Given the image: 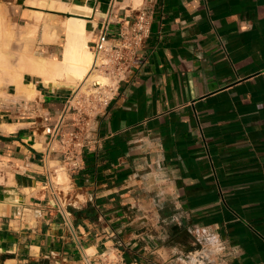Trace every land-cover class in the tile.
Masks as SVG:
<instances>
[{
    "label": "crops",
    "instance_id": "obj_1",
    "mask_svg": "<svg viewBox=\"0 0 264 264\" xmlns=\"http://www.w3.org/2000/svg\"><path fill=\"white\" fill-rule=\"evenodd\" d=\"M2 1L24 31L39 25L51 59L65 38L43 42L44 25L70 16L92 52L140 9L150 35L100 109L65 78L32 75L33 100L15 87L0 102V264H181L204 243L218 264H264V0H56L90 14ZM73 131L77 170L62 144Z\"/></svg>",
    "mask_w": 264,
    "mask_h": 264
},
{
    "label": "bare ground",
    "instance_id": "obj_2",
    "mask_svg": "<svg viewBox=\"0 0 264 264\" xmlns=\"http://www.w3.org/2000/svg\"><path fill=\"white\" fill-rule=\"evenodd\" d=\"M47 2V0H29L28 4L33 6H43L44 8L47 7L52 10H61L65 12L70 11V13L71 11H73L75 12V14L91 13L90 7L77 6L71 9L70 5V7H68L67 5L62 4L56 0H52L50 3ZM42 15L43 13L35 11V21L40 22ZM78 17L70 16L60 23L53 22V24L45 23L44 25V34L42 37L43 42H54L55 44L57 43L56 41L60 38L61 34H63L65 37L64 51L61 60L42 56H33L32 54V56L30 57L23 56L21 59V64L17 68H14L13 63L12 65L7 62V57L11 55V53L7 51L9 45L7 43V39H3L5 38L3 33L4 29L2 30V27H0V87L5 85H3L2 82L4 83L5 78L7 77V75H5L6 77L4 76L2 80V73L9 75L8 77L10 78L7 77L6 80L9 79L8 81L10 85H14L19 93H25V97L28 100L34 99L36 97V91L32 87L28 88L24 85L23 81L25 75H32L33 77H37L38 79L45 81L49 85H55L59 82L62 83V81L60 80H63L62 77L65 74H68V77H70L69 80L73 81L74 83L75 81L80 80L81 77L86 76L87 78L85 80V84H104L106 77L91 69V65L93 62V53L90 50L88 43L92 38L93 33H88L86 29V21ZM38 28L39 25L30 24L28 34L32 37L38 31ZM26 31H28V29ZM26 34L24 33V35ZM31 37L28 36L27 39H30ZM12 127L13 126L8 125L2 126L3 129L7 130L11 129ZM57 180H69V177L66 173L59 171L57 174Z\"/></svg>",
    "mask_w": 264,
    "mask_h": 264
},
{
    "label": "built area",
    "instance_id": "obj_3",
    "mask_svg": "<svg viewBox=\"0 0 264 264\" xmlns=\"http://www.w3.org/2000/svg\"><path fill=\"white\" fill-rule=\"evenodd\" d=\"M149 35L150 19L145 9L138 10L134 18L127 17L120 22L119 33L114 43L110 41L107 26L101 29L94 42L91 69L104 75L109 83L94 84L95 92L91 95H83V106L89 105L90 111H95L107 104L118 84L125 80L134 68L143 64L142 50ZM62 139L63 147L66 148L71 161V168L79 169L77 149L83 146L82 142H79L78 131L64 133ZM196 258L193 257L194 260ZM195 264H211V261L205 258V260H196Z\"/></svg>",
    "mask_w": 264,
    "mask_h": 264
},
{
    "label": "rangeland",
    "instance_id": "obj_4",
    "mask_svg": "<svg viewBox=\"0 0 264 264\" xmlns=\"http://www.w3.org/2000/svg\"><path fill=\"white\" fill-rule=\"evenodd\" d=\"M132 1H134V7H136V8H139L142 5V2H143V0L142 1H140V0H132ZM0 10H1L0 27H2V30L4 29L3 33H4V36H5V38H3V39H7V43L9 45L7 51L10 52L11 55H13V56L9 55L7 57V62L9 64L13 63L14 65L13 64L12 65L14 66V68H17L21 64V59H22L23 56L24 57H30V56H32V54H33V56H39L38 55L39 54V52H38L39 47H36L37 32L35 34L36 36L33 35L32 37H31V35L28 34L30 24L27 26L28 31H26L27 30L26 29L25 32H24V23L19 21L18 12L15 11L12 6L8 5L7 3H5L2 0H0ZM33 15L35 16V12H33ZM35 19H36V17H35ZM41 20H42V17H41L40 21ZM24 33L25 34L27 33V34L24 35ZM23 36H25V37H23ZM28 36H30L31 38L27 39ZM42 57H44V56H42ZM12 58H13V60H12ZM2 74H1L2 75L1 79L2 80H3L5 75H7V77L9 76L8 74H5V73H2ZM102 76H104V75H102ZM6 78H5V82L4 83L2 82V84L3 85L5 84V85L0 87V93H1L0 94V102L1 101H5L7 99V97H9L8 96V91H10V93H14L15 92V86L12 85V84L10 85V83L8 81L9 79L6 80ZM8 78H10V77H8ZM62 78L63 79L65 78L69 82H73V81L69 80L70 77H68V74H65ZM86 78H87L86 76L85 77L83 76V77L80 78V80H77V81H75V83L74 82L73 83L78 87V90L81 91V93L83 95L84 94L91 95V94H93L95 92L96 87L94 85H92V84H90V85L85 84ZM107 83H109V80L106 78L104 84H107ZM80 85L82 87V90L80 88ZM11 98H13V97H11ZM56 167L58 168L59 171H62L63 173H66V171L60 169V167L58 165ZM58 170H57V174L59 172ZM55 181L58 184H63L64 185L63 187H65V188L69 187V183H70L69 180L58 181L57 180V176H56ZM203 247H205V249L203 248L204 250H203L202 254H200V251H199V250H202L201 247L195 248L196 253L193 254V255H195L197 257L195 260L193 259L194 256H189L191 258H189V260H186L184 258L182 260L181 264H195L196 260H203L202 257H204V256L205 257L207 256L212 264H218L217 259H216V256H217V252H216L217 251V245L216 244L214 245V244L211 243V244H208L206 246V244L204 243ZM206 247L208 248V250H206Z\"/></svg>",
    "mask_w": 264,
    "mask_h": 264
}]
</instances>
